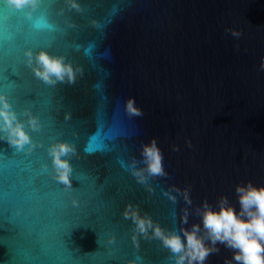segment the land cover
Returning a JSON list of instances; mask_svg holds the SVG:
<instances>
[{"label":"water","instance_id":"obj_1","mask_svg":"<svg viewBox=\"0 0 264 264\" xmlns=\"http://www.w3.org/2000/svg\"><path fill=\"white\" fill-rule=\"evenodd\" d=\"M78 2L82 13L69 12L60 0L50 21L64 29L55 38L82 71L74 84L48 86L28 67L0 58V92L17 112L29 108L43 115L52 142L73 141L70 163L82 177L80 183L72 176L74 191L56 201L40 180L21 177L17 220L12 210L0 218V264H170L159 240L137 234L138 245L133 243L125 205L137 206L164 229L179 230L198 222L195 209L202 201L215 203L223 195L238 207L236 185L264 184V0ZM227 30L241 35L234 38ZM10 39L0 36V50H7ZM29 48L60 51L42 41ZM128 97L142 115L126 114ZM121 121L130 123V138L113 140ZM93 136L110 150L86 153ZM153 138L167 175L150 178L149 191L129 165ZM0 151L11 157L16 149L0 140ZM45 153L34 151L51 169ZM188 186L191 206L173 191ZM185 208L187 225L181 223ZM13 222L23 224L19 231ZM218 247L207 264L231 260V251Z\"/></svg>","mask_w":264,"mask_h":264},{"label":"clouds","instance_id":"obj_2","mask_svg":"<svg viewBox=\"0 0 264 264\" xmlns=\"http://www.w3.org/2000/svg\"><path fill=\"white\" fill-rule=\"evenodd\" d=\"M40 2L41 0H2L7 8L23 11L26 16L31 15V11L38 7ZM64 5L69 10H81L78 0H64ZM227 31L234 38L241 35L237 30ZM24 56L26 67L32 71L35 78L48 86L54 87L58 83L72 85L77 75L82 74L81 69L74 67L63 55H53L45 49L33 51L31 48H25ZM260 70L264 71V59L261 60ZM124 110L129 116L142 115L134 97H128L124 101ZM68 118L69 114H66L65 119ZM41 127L40 118L29 108L17 112L9 96L0 92V140L6 141L10 146H14L16 151L27 155L43 147L33 139L29 131H39ZM46 152L51 159V169L47 163L42 167L53 180L64 186L65 191H74L70 163V157L76 155L74 144L56 140L46 146ZM162 161V152L153 138L141 145L140 160L133 158L129 170L138 183L148 186V190L151 191L149 179L167 175ZM138 164L142 166H137ZM173 191L182 194L185 203L191 206L190 186L185 187L182 193L177 188H173ZM235 194L238 207L223 195L218 197L215 203L204 200L195 209L198 222L179 230L162 228L147 214L141 215L138 207L132 204L125 205L123 216L133 222V243L138 245L137 234L145 239L159 240L161 246L168 250L170 264H207L208 257L220 251L218 245L232 253L231 260L226 259L225 264L232 262L264 264V184L256 185L250 181L238 184L235 187ZM167 195L175 202V195L171 193ZM71 202L73 205L77 203L75 199ZM189 215V209H183L181 214L183 225L188 224ZM112 239L109 238L108 242L112 243Z\"/></svg>","mask_w":264,"mask_h":264},{"label":"snow or ice","instance_id":"obj_3","mask_svg":"<svg viewBox=\"0 0 264 264\" xmlns=\"http://www.w3.org/2000/svg\"><path fill=\"white\" fill-rule=\"evenodd\" d=\"M59 3L60 0H41L38 7L31 11V15L26 16L23 11L7 8L2 3V0H0V36L7 33L11 37L7 50H0V58L7 57L13 63L26 67L24 49L29 48L38 41H42L47 44L49 49L54 45L58 46L60 51L55 54L63 55L68 60L70 57L69 47L62 41H57L55 38V33L63 32L64 29L60 27L59 23L53 25L50 22L51 17L55 15L53 10ZM80 8L81 10L77 12L82 13L83 7L80 6ZM67 10L69 12L76 11L74 9ZM62 19V15L58 17V20ZM67 27H74V25H67ZM21 52L23 59L21 58ZM40 120L42 123L41 129L39 131H29L32 136L35 134L37 137L35 140L43 145L39 149H45L46 145L52 142V126L43 115H41ZM130 127L129 122L121 121L119 131L111 139L115 140L121 136L125 139L130 138ZM57 138L63 139L62 136ZM96 140L97 138L95 136L89 138V143L84 149L86 153L93 154L98 151L110 150L106 143H98ZM68 142L73 143L72 140H68ZM45 155H47V152ZM43 164L45 163L43 162L41 154L34 155V151L27 155L24 152L15 151L11 157L7 156L3 151H0V218H3L9 210H12V217L14 221L17 220L16 218L19 214L16 212L14 200L22 192L21 177L24 175H27L33 183L36 180H40L46 194L52 198V201H56L60 194L65 192L63 185L59 183L57 185L48 183L49 179H53L48 171L42 167ZM121 165L123 166L122 161ZM72 176L81 183L82 177L77 175L73 166ZM13 223L16 225L18 231L23 226L22 223ZM0 244H3V242L0 241ZM63 247L69 251L65 244Z\"/></svg>","mask_w":264,"mask_h":264}]
</instances>
